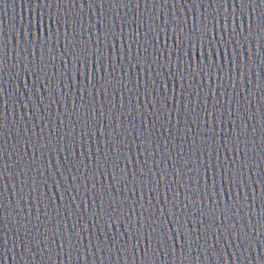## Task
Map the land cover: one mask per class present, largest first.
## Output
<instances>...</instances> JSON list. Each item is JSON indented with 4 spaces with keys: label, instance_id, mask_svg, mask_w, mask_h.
I'll return each instance as SVG.
<instances>
[{
    "label": "snow or ice",
    "instance_id": "obj_1",
    "mask_svg": "<svg viewBox=\"0 0 264 264\" xmlns=\"http://www.w3.org/2000/svg\"><path fill=\"white\" fill-rule=\"evenodd\" d=\"M260 28H264V24L259 25ZM207 28L206 25L197 26V32H202L204 29ZM208 34L211 35V28H207ZM200 47H196V45L193 43L192 37L190 33H187L183 30L180 32V36L177 38V43L180 44L181 41H183L184 44L188 46V54L192 56L193 60H195L197 55H200V59L203 61L205 58V54L207 56V59L209 62H211L213 52L207 51V44L205 43L204 36H200ZM204 49V54H201L200 49ZM80 57H82L85 61H89V56L86 52H80L78 53ZM217 57H219L220 53H216ZM227 56V53H225V57ZM235 61V57H233V62ZM219 67V65H217Z\"/></svg>",
    "mask_w": 264,
    "mask_h": 264
}]
</instances>
